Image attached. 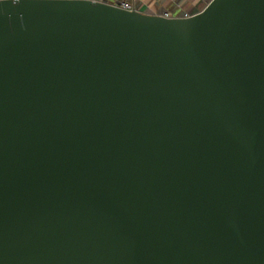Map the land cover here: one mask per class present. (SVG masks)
<instances>
[{"label":"water","instance_id":"water-1","mask_svg":"<svg viewBox=\"0 0 264 264\" xmlns=\"http://www.w3.org/2000/svg\"><path fill=\"white\" fill-rule=\"evenodd\" d=\"M0 264H264V0H0Z\"/></svg>","mask_w":264,"mask_h":264},{"label":"crops","instance_id":"crops-1","mask_svg":"<svg viewBox=\"0 0 264 264\" xmlns=\"http://www.w3.org/2000/svg\"><path fill=\"white\" fill-rule=\"evenodd\" d=\"M138 2L140 8H145L153 12L158 9H168L176 13H190L197 11L206 0H134Z\"/></svg>","mask_w":264,"mask_h":264},{"label":"built area","instance_id":"built-area-1","mask_svg":"<svg viewBox=\"0 0 264 264\" xmlns=\"http://www.w3.org/2000/svg\"><path fill=\"white\" fill-rule=\"evenodd\" d=\"M91 1H93V2H102V0H91ZM112 5H114L116 7H119L121 9H124V10H128V11L136 9L134 0L122 1V2H119L117 4H112ZM167 15L168 14H165V16H167Z\"/></svg>","mask_w":264,"mask_h":264},{"label":"rangeland","instance_id":"rangeland-1","mask_svg":"<svg viewBox=\"0 0 264 264\" xmlns=\"http://www.w3.org/2000/svg\"><path fill=\"white\" fill-rule=\"evenodd\" d=\"M102 1H104V2H106V3L117 4V3H119V2H122V1H129V0H102ZM205 3H206V2H205ZM201 7H202V6H201ZM135 8H136V9H145V8H140L138 2H135ZM163 10H164V9H158V12L163 11Z\"/></svg>","mask_w":264,"mask_h":264}]
</instances>
